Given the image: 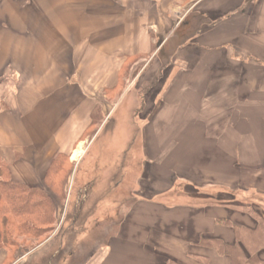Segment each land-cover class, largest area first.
I'll list each match as a JSON object with an SVG mask.
<instances>
[{
    "label": "crops",
    "instance_id": "1",
    "mask_svg": "<svg viewBox=\"0 0 264 264\" xmlns=\"http://www.w3.org/2000/svg\"><path fill=\"white\" fill-rule=\"evenodd\" d=\"M147 57L149 93L116 102L132 99L108 136L142 156L136 194L90 264H232L201 241L248 247L264 219V0H0V179L45 188L125 61ZM6 229L0 264L51 245L9 260Z\"/></svg>",
    "mask_w": 264,
    "mask_h": 264
},
{
    "label": "rangeland",
    "instance_id": "2",
    "mask_svg": "<svg viewBox=\"0 0 264 264\" xmlns=\"http://www.w3.org/2000/svg\"><path fill=\"white\" fill-rule=\"evenodd\" d=\"M152 58H132L125 61L118 88L111 93L112 95L107 93L111 98H106L101 105L99 123L87 130L80 146H78L79 159L73 161L68 155L67 158H63V169L59 171V174L53 175L49 183L52 190L47 189L57 220L52 232L54 234L49 235L52 238L51 245L43 248L38 255L32 254L28 259V264H37V262L49 264L52 251L54 253L52 264L92 263L96 248L106 243L113 231L114 221L116 220L118 223L130 205L131 197L135 196L137 190L136 183L139 174L137 168L142 167L140 165L142 156L135 155L133 150L129 149L120 155L115 154V151L121 149L122 145L111 152L109 149L111 139L108 136L114 131L113 127L116 129L117 119L123 118V112L128 109V104L132 105V99L129 101L128 98L117 107L116 102L128 92L129 97L133 94V99H135V94L139 96L138 106H141L142 94L149 93L147 82L152 81V70L159 66L158 60ZM146 64L151 69L147 71L148 67L142 73V67ZM112 103L114 106L111 105ZM105 104H110L111 107H114L110 108L115 111L119 110L117 115L111 118H109L110 114L106 117L103 116V112L109 111L108 107L104 108ZM125 125L132 126L131 123ZM111 130L112 132H110ZM126 130L129 137L131 134L129 128ZM97 134L99 137L95 139ZM127 140L128 138L120 141L127 144ZM116 157H118L116 167L118 170H113L112 167L116 165L111 166V162L115 161ZM66 176L68 182L65 181ZM112 216L116 217L112 218ZM17 226L18 223L12 219L9 235L15 241V246H7L10 252L9 260L20 257L40 246L48 236L33 238L21 235L17 232ZM8 237L7 240H9Z\"/></svg>",
    "mask_w": 264,
    "mask_h": 264
},
{
    "label": "trees",
    "instance_id": "3",
    "mask_svg": "<svg viewBox=\"0 0 264 264\" xmlns=\"http://www.w3.org/2000/svg\"><path fill=\"white\" fill-rule=\"evenodd\" d=\"M99 115L100 109L97 108L92 113V121L88 129L99 123ZM63 158H67V155L61 154L54 159L47 174L45 188L28 187L12 181L8 176L0 179V190L3 194V202L0 205V217L6 216L7 218L6 231L7 236H9V240L6 242L7 246H15V241L12 240L9 235L12 219L18 223L17 232L21 235L33 238L48 235L45 238L47 239L53 232L57 220L47 189H51L49 183L53 175L59 174V171L63 169ZM65 181L68 182L67 176L65 177ZM258 220L256 230L251 231L252 242L249 241V246L246 243L248 247L244 246L242 242H240V239L234 244H227L217 239H202L201 244L206 246L215 245L220 254L231 257L232 264H264V261L260 259L258 255L260 247L264 246V219L260 217ZM236 229L240 230L241 228L236 227ZM254 232H258L257 235L253 234ZM252 245H254V247H252ZM248 254H250V256H248Z\"/></svg>",
    "mask_w": 264,
    "mask_h": 264
}]
</instances>
